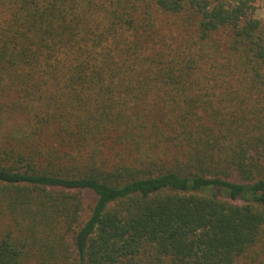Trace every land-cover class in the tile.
Masks as SVG:
<instances>
[{
	"label": "trees",
	"instance_id": "obj_1",
	"mask_svg": "<svg viewBox=\"0 0 264 264\" xmlns=\"http://www.w3.org/2000/svg\"><path fill=\"white\" fill-rule=\"evenodd\" d=\"M254 2L0 0V264H264Z\"/></svg>",
	"mask_w": 264,
	"mask_h": 264
},
{
	"label": "rangeland",
	"instance_id": "obj_2",
	"mask_svg": "<svg viewBox=\"0 0 264 264\" xmlns=\"http://www.w3.org/2000/svg\"><path fill=\"white\" fill-rule=\"evenodd\" d=\"M253 16L262 20L261 33L264 34V0H255ZM21 114L12 111L4 104V108L0 110V137H6L21 121ZM3 136V137H2ZM86 218L89 215L90 207L95 199L92 192H86Z\"/></svg>",
	"mask_w": 264,
	"mask_h": 264
}]
</instances>
